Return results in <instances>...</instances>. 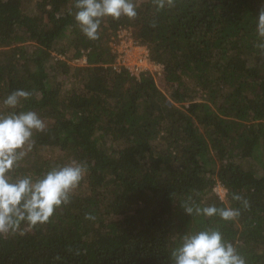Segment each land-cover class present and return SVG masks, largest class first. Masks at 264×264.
Here are the masks:
<instances>
[{
  "label": "trees",
  "instance_id": "1",
  "mask_svg": "<svg viewBox=\"0 0 264 264\" xmlns=\"http://www.w3.org/2000/svg\"><path fill=\"white\" fill-rule=\"evenodd\" d=\"M132 2L134 18L104 17L90 40L76 0H0V116L45 125L11 178L86 169L47 222L0 232V264H175L204 230L264 264V0ZM120 28L164 66V90L150 73L113 71ZM17 90L29 95L11 108ZM209 206L238 214L197 211Z\"/></svg>",
  "mask_w": 264,
  "mask_h": 264
},
{
  "label": "clouds",
  "instance_id": "2",
  "mask_svg": "<svg viewBox=\"0 0 264 264\" xmlns=\"http://www.w3.org/2000/svg\"><path fill=\"white\" fill-rule=\"evenodd\" d=\"M75 20L83 34L90 40L99 39L104 17L119 19L137 15L132 0H76ZM259 30L264 35V11L259 17ZM28 93L17 90L4 103L16 108ZM45 125L35 112H13L0 116V232L15 229L27 221L31 225L47 222L55 209L68 201L69 193L76 188L85 174V167L77 162L53 169L43 178L31 177L16 180L11 171L26 154L23 149L29 143L33 130L42 131ZM189 208L188 212L191 213ZM206 216L219 214L223 220L233 219L238 213L231 208L215 206L197 209ZM175 264H245L232 244L224 241L219 231H200L187 235L173 252Z\"/></svg>",
  "mask_w": 264,
  "mask_h": 264
},
{
  "label": "built area",
  "instance_id": "3",
  "mask_svg": "<svg viewBox=\"0 0 264 264\" xmlns=\"http://www.w3.org/2000/svg\"><path fill=\"white\" fill-rule=\"evenodd\" d=\"M109 45L112 52L117 55L112 66L113 71L120 73L126 70L137 79L146 73L152 74L155 79L164 77V66L150 60L149 50L135 40L132 29L117 30ZM83 60L86 62L85 58Z\"/></svg>",
  "mask_w": 264,
  "mask_h": 264
},
{
  "label": "rangeland",
  "instance_id": "4",
  "mask_svg": "<svg viewBox=\"0 0 264 264\" xmlns=\"http://www.w3.org/2000/svg\"><path fill=\"white\" fill-rule=\"evenodd\" d=\"M138 4H139V3H138ZM71 50H74V48L71 49ZM56 53H57V52H54L53 54L56 55ZM70 54H71V53H69V55H70ZM83 63H85L83 59H81L80 61H78V60H72V61H70V64L75 65V66H81ZM156 81H157L159 87H160L162 90H164V89H165V84H164L165 80H164V77L156 78ZM216 191L218 192L219 196H220L222 199H225V196H226V193H227V192H226V190H225L223 187H221V186H219V185L216 186Z\"/></svg>",
  "mask_w": 264,
  "mask_h": 264
}]
</instances>
